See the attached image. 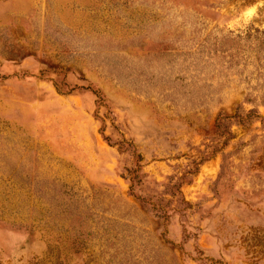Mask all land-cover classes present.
Instances as JSON below:
<instances>
[{"label":"rangeland","instance_id":"obj_1","mask_svg":"<svg viewBox=\"0 0 264 264\" xmlns=\"http://www.w3.org/2000/svg\"><path fill=\"white\" fill-rule=\"evenodd\" d=\"M0 264H264V0H0Z\"/></svg>","mask_w":264,"mask_h":264},{"label":"trees","instance_id":"obj_2","mask_svg":"<svg viewBox=\"0 0 264 264\" xmlns=\"http://www.w3.org/2000/svg\"><path fill=\"white\" fill-rule=\"evenodd\" d=\"M82 90L91 92L93 95H95L97 97V99H99V101H101L100 95H99L100 93L98 91H94L90 87H83ZM137 159L140 160V157L138 156Z\"/></svg>","mask_w":264,"mask_h":264}]
</instances>
